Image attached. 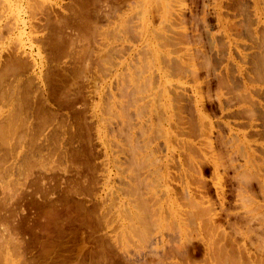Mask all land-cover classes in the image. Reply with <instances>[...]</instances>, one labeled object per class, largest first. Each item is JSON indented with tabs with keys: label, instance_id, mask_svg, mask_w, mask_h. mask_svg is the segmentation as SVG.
<instances>
[{
	"label": "rangeland",
	"instance_id": "obj_1",
	"mask_svg": "<svg viewBox=\"0 0 264 264\" xmlns=\"http://www.w3.org/2000/svg\"><path fill=\"white\" fill-rule=\"evenodd\" d=\"M0 1H1L0 2L1 3L0 4V12H1L0 15L2 14L1 17L3 18L0 21V25H1L3 23L6 24V22L10 19V17L15 18V16L14 15L10 16V14L7 11V7H6L7 5H5V2L10 1V0H6V1L0 0ZM2 1H4V2L2 3ZM24 1L26 4H30V2H31L32 5H34L33 0H24ZM67 1L66 0H64V1L63 0H58V1L57 0H41L40 1L42 4L45 3L43 5L46 6V8L48 6L49 10L52 9L54 11L55 14H52L53 16L50 15V17H51L50 21H52V25L54 22L53 19H55L54 15L57 14V16L59 17L61 14H64V16L68 15L67 16L68 17L67 22L70 21V25L72 24L74 26L73 31H72V28H68L66 31H64L65 33L63 35H61L62 40L64 42V44H63L64 48H62L63 49L62 54H55V55L52 54L51 55V50L49 49V47L45 46L42 48L43 54L45 53L47 55V56L45 54L43 55V57L45 56V60L47 62L54 60L52 65L56 66L55 68H57V70L55 71L57 76H54V80L51 81L49 79V82L46 83V87L48 88V91L52 93L54 90V87H55L56 89L53 92V94L55 93L54 95L57 98H60L62 100L67 99L66 101L71 102L70 106L72 105L71 107L68 106V107H64L61 109H56V106H53V104H52V106H47L48 110L50 108L51 114H57V117H58L57 121L58 122H56V123L52 122L54 127L50 126L54 129L57 128V132L55 134H53L54 129H51L47 125L48 129L45 133H48V131H49L50 142H48L49 147H47V150L44 149L42 152L47 151L49 153H47V152L45 154L42 153L41 155L44 156V158H42V156H41V160L43 161V159L44 160L46 159L45 161H47V158H50V160H51L53 157V159L55 161L52 164L51 163L53 161V159H52L51 161H49V163H51L52 165H48V163L45 161L41 162L40 158H38V157H40V155H38V156L36 155L35 160L30 159L29 162L25 163L27 165H24L23 161L16 162L15 164L18 167L16 166L12 171H9L8 173H10V174H7L5 170H2V167H4V164L2 166L0 164V167H1L0 172L5 171L4 173L7 174V176H5L6 174L4 175V173H0L1 178L3 177L5 179L4 180L2 178L3 179L2 180L0 178V189L2 190V188L4 189L6 186L8 187V188L6 187L3 191L0 190V195H1V193H3V195L7 194L6 196L4 195L3 197H2V195L0 196L1 197L0 199H2V201L0 200V204L2 203L0 205V207L5 206V205L6 206L8 205L7 207H9L11 205L12 201H9L11 199V195L13 194V192H15L19 188L18 185H15L14 187H13V185L15 184L16 181H17L16 183H18V181L22 182L24 179V178L22 179V177L24 175H27V176L29 174L31 175L32 172L34 175H35V173L45 172L44 174L47 177L46 178L47 187L49 186V189L51 191L50 196L52 195V197H53V198L50 197V199L52 200V203H48L43 198H40L37 200L38 197L35 196V197H29V199L28 198L25 199L23 201V203L21 204L24 211L23 212L20 211V213L22 215L20 214L19 219H17V221L19 223L18 222L16 223L17 227H19V229L17 228L18 229L17 232L19 233L20 239L21 240L24 239V241L22 242V245L24 244L23 245V251L25 253V255H24L25 257H23L21 259V264H64V263H66V264H77V263L78 264H89V263L90 264H131V262H134V264H150L151 263L150 260L152 261V258L155 261H152L151 264H153V262H154V264L156 262H157V264L158 263L163 264L164 261H167V259L168 260L170 259L169 263L167 261L164 264H177V263L178 264H183V263L186 264L187 261L182 257H178V256H174V255L173 256L172 255H167V256L165 255L164 256V255L160 254L162 252V249L159 248L160 251L158 249H156V250H158V251H156L155 245H153L154 249H152V251L151 250L149 251V249H147V248L151 245L150 243H154L155 241H153V242L148 241V243H147L146 241H144L141 238V236H139L140 238L137 237L139 235L138 232L136 233V235H137L136 236L135 234L132 233L133 231H131L130 229L127 228L128 224H129V220L127 219V216H125V214H126V212H125L126 208L124 207L125 206L124 205L125 204V196H122L125 194L124 191L126 189V182L128 181V179H127L128 177H127V172H126V159H125V153H124V147H125L126 139L124 136L125 132L122 131V129H123L122 120L125 119V116H124V114L121 113V108H120L121 103L124 101V96L122 94L123 92L120 91L119 85H117V84H119L118 82L120 81V77H121L119 75L120 74L122 75L124 72L128 74L127 69L131 68L132 63H134V60L137 59L138 57L142 61L143 64L142 63L141 64L143 65V67L145 68L147 66L145 68V74H144L145 77H150L152 74L158 75L159 64L163 60V51H164L163 48L164 47H162V45L160 46L161 41L159 39H156V38H157V34L160 33V31L161 32L163 31L164 33L166 32L168 34V32H167L168 30L167 31L163 30L165 28V26L167 25V22H168L167 20H165V17H164L166 15V10H167L166 7H164V6L166 5V2L168 4V3H170V1H168V0H92V2H91V0H67ZM125 1H127V2H125ZM175 1L176 0H173V2H171V3H173L175 5L176 4L177 5L179 4V5L178 6L176 5L177 7H173V11L176 12L177 15H180L181 12L184 13V14L183 13L182 14L185 16V19L187 20V24H185V27H187L189 34L191 33L192 35L193 34L194 35L192 37V35L190 34V36H191V37H189L190 40L188 39L184 43L179 44L180 47L177 45L173 46L171 48L172 49L171 54L172 53L173 54H172V56L170 54V56L173 58H182L185 61H188L187 58H190L192 56L191 52L193 53V55L194 54L196 55L197 52L199 51V49H201L205 53H207V55L210 59L209 61L211 62L210 63V65H211L210 66V68H211L210 69L211 70L210 75L212 73V75H211L212 77L210 76V79H212V81L210 80V82H211L210 84H211L212 92H209L210 96L208 98H207L208 94L207 95L205 94V97L207 99H209L210 97L211 98L213 97V98L211 99V102H209L210 101V99H209V101H208L209 103L204 101L205 104L203 106L204 107L206 106V108H204L202 106V109L203 108L207 109L205 111L203 109V113L207 116V120H206L207 123H205V124H208V123L211 124L210 122H212V124H214V127H213L214 135H217L220 132V130L223 132V135H228L230 137L232 135H234V137H236L237 134H241V133L242 134L247 133V136H248L249 135L248 132H249L251 136L250 135L248 136V139H246L248 142L247 141L246 142H247V145L251 146V148L249 146L248 147L249 149L247 148L246 151L250 150L249 151L250 154L253 155L254 159H256L255 160L256 163H254L255 165L256 164L257 165L259 164V166L262 165V161L264 164V77H263L264 74L262 76H260L261 73L258 74V72L264 73V0H183L185 2L180 1L182 4H180V2L175 3ZM104 2H106V3H104ZM3 4L5 5V8L3 7L4 6ZM57 4H60L61 7L62 6L63 7L61 9H59L60 7H58L59 5L57 6ZM82 4L86 5V7L83 8ZM106 4H107V8L105 7ZM49 5H51L53 8L52 7L50 8ZM110 5L111 6L113 5V7L115 6V8L113 9ZM79 6H81V8ZM74 7H75V9H74ZM117 7H119V8H117ZM110 8H111V10H110ZM178 8H180L181 10L180 9L178 10ZM98 9H100V11ZM105 9H107V10H105ZM112 10H114V11H112ZM63 11H65V12L63 13ZM81 11H82V13H81ZM97 11L100 13H98ZM65 13H68V14H65ZM105 13L106 14L110 13V14L108 16V14L106 15ZM112 13H114V14L112 15ZM137 13L140 14V15L138 14V16H139L138 18L140 20L136 17ZM3 14H5V15H3ZM23 14L24 13H22V15ZM28 15L29 14H27V15L24 14L23 16H28ZM78 15H80L81 18ZM88 15H90V17H88ZM115 15H117V16L115 17ZM119 15H120V17H119ZM73 16H75V17H73ZM106 16L108 19L106 18ZM38 17L40 19L45 18V17H41V15ZM96 17H98V18H96ZM117 17H119V18H117ZM109 18H110V20L113 19L114 21L113 22L110 21ZM116 18L121 20V22L119 20L116 21L117 20ZM181 18H182V16H181ZM163 20L167 21V22H164L165 23L164 24V23H162ZM45 22L46 21L43 19V23H45ZM95 22L97 23V25L95 24ZM104 22H107L109 25L107 23H104ZM195 22H196L198 31H200V33H197L198 31L196 29ZM113 23L115 24V26H113L114 25ZM50 24H51V22H50ZM92 24H93V26H92ZM101 24H102V26H104L103 29L101 28L102 27ZM119 24H120V26H119ZM137 24H139V25H137ZM98 25H100V26H98ZM107 25H108V27H106ZM116 25H117V27H116ZM93 28H95V29H93ZM116 28H117V30H116ZM132 28H134V30ZM136 28L139 31L136 30ZM101 29H102V31H104V32H102V34H97L95 32L96 30H100V32H101ZM79 30H81V31H79ZM84 30H86V31L84 32ZM75 31H77L76 33H78V34H75ZM119 31L120 32L122 31L121 36L118 33ZM140 31L143 33L139 34ZM191 31H193V32H191ZM225 31H226V33H225ZM45 32H46V34H49L48 30ZM86 32H87V36H86ZM90 32H92L93 34L95 33L94 34L95 36H93V34ZM97 32L99 33V31H97ZM152 32H154L156 35L153 36L154 33H152ZM134 33H135V35H134ZM136 33H137V35L139 34L140 38L141 37L142 38L139 39V37L136 36ZM80 34L81 35L85 34V36H81V39L82 38L84 39V40L82 39V41L80 40V36H79ZM115 34H116V36H117V34L119 36L116 37ZM75 35H78L79 37L77 36V38H76ZM90 35H91V37H90ZM100 35H102L103 37ZM73 36H75L76 39ZM112 36H114V38H112ZM88 37H90V38H88ZM78 38H79V40H77ZM107 38H109V39L107 40ZM117 38L119 39L120 43H119V41H116ZM86 39L87 40L90 39L89 42ZM70 40H73L72 42L75 41L74 43H72L73 46H75V47H72ZM85 40L88 42V45L90 43L89 46L87 45V42ZM113 40L115 43L114 42L111 43V41H113ZM144 40H145V43H144ZM84 41H85V43H84ZM137 41H140V42L137 43ZM197 41L199 42V44ZM103 42H104V44H102ZM105 42H107L108 44L110 43L109 46H107L108 44ZM187 42H188V44H187ZM200 42H201V44H200ZM81 43H84L83 44L84 48H82L83 50L81 49V47H83V45ZM113 43L117 46L116 47L113 46L114 45ZM152 43H154V44H152ZM66 45H68V47L70 45L71 48L70 47H69L70 49L68 47L66 48L65 47ZM85 45H86V48H85ZM95 45H96V47H95ZM97 46H98V49H97ZM106 46H107V48H106ZM118 46H119V49H118ZM123 46H124V48H122ZM132 47H134V48H132ZM151 48H155L156 50L158 48V50H159V52L157 53L159 56L157 61L152 60V57L150 56L151 53L153 52V49H151ZM91 49H93V50H91ZM102 49L107 51L111 56H108L109 54L105 51L103 52ZM111 49L114 51H112ZM85 50H86V52H85ZM95 50H98V51H95ZM47 51H48V53H47ZM71 51H73L74 54H73V52L71 53ZM115 51H116V53H114ZM102 52L104 53V55ZM137 52H139V53H137ZM76 53H79L80 55L76 54ZM100 54H102V56ZM106 54H107V56H106ZM119 54L122 58L119 56ZM126 54H128V55H126ZM71 55H73L74 58L71 57ZM78 55H79V57H77ZM124 55H126V56H124ZM183 56L186 57V59ZM65 57H66V59H65ZM101 57H102V59L107 57V59L105 58L106 60L105 59L102 60ZM111 57H113V58H111ZM5 58H6V56H5ZM87 58L89 59L90 63H88L89 61L87 60ZM84 59L86 61H84ZM108 59H110V61ZM55 60H57L59 62H56ZM61 60H65V61H61ZM149 60H150L151 64L148 67L147 62H149ZM99 61H100V64H99ZM104 61H105V63H104ZM62 63H63V66H62ZM83 63H85L87 65L85 66V64H83ZM48 64H50V63H48ZM56 64H58V66ZM92 65L94 67H92ZM79 66H80V68H79ZM81 66H82V70H81ZM103 69L105 71H103ZM59 70H61V71H59ZM81 72L82 73L84 72L85 76H87L88 78L87 77L85 78V76H83L84 73L82 74ZM103 72H106V73H103ZM121 72H123V73H121ZM200 72H201V74L204 73L203 70H201ZM202 75H204V74H202ZM81 76L84 77L85 79H83ZM117 76L119 77V79ZM248 76L252 77V78L250 79V78H248ZM104 77H106V79ZM12 79H14V78H12ZM75 80H77V81H75ZM171 81L172 82L174 81L176 83L177 78L174 77L171 79ZM212 82H213V85H212ZM221 82L226 83V86L224 88H222L223 86L218 87L219 83H221ZM74 83L76 86L74 85ZM217 83H218V85H217ZM251 83H253V85ZM14 84H15V82H14ZM15 85H18V83L16 82ZM70 85H72V86H70ZM245 85H246V88H245ZM116 88H118V89H116ZM37 91H38V93H36V95H38L40 93L38 88H37ZM71 91H74V92H71ZM147 92L144 90L143 92H141L142 94H140L139 96L147 97L148 95L151 94V92H149V91H147ZM60 93L64 96H61ZM114 93H116L115 98L113 95ZM144 93H146V95ZM47 94H48V92H47ZM71 95H72V97H71ZM214 95H216V97ZM32 97L33 96H31V98ZM111 97H112V99H111ZM14 99H15V96H14ZM68 99H70V100H68ZM241 100H243V102H241ZM31 103L33 104V101ZM244 103H245V105H243ZM15 104L17 105L16 100L14 102V105ZM220 104H222V106L225 108L224 112H222V109L220 108ZM16 105L14 106V109H16ZM107 105L108 106L110 105L112 108H110V106H109V109H107V107H108ZM155 105L153 106L155 110H153L152 114L147 113V112H149V109H148V111H145V116L142 117L143 122H146L145 123V126H146L145 129L147 130L148 127H150L151 122H148V120H149L150 116H152L154 118L153 119V129L155 130V132H156V129H158V130L160 129V130L165 131L166 126H164V127L162 126L163 121L161 123V121L156 119L155 115L157 113L154 112L159 108V106H161L160 102H159V106L156 103H155ZM76 106H79V108ZM88 106H91V107H88ZM1 107H3V105H1ZM1 107H0V110L2 109V111L3 110L6 111V108H4L5 106L3 108H1ZM229 107H230V109L228 110L227 108H229ZM240 107H243L244 110H246V107H247V109H251V111L253 109L255 110V111L253 110L255 113L254 118L256 119V121L253 123L254 125H256V126H253L254 129L252 127L250 128V126L248 124H246L248 126L243 127L244 123H246V120H248V118H245V115L247 113L244 115L242 114L244 116L243 118H242V115L239 116L238 113H234V112L241 113L240 109L243 112V108H240ZM90 108H92V109H90ZM89 109H90V111H89ZM160 109H162V108H160ZM229 111H230L231 115L229 114ZM65 112H67V114H65ZM77 112H79V113H77ZM247 112L249 113V110ZM111 113H112V115H111ZM252 113L253 112H251V114ZM69 114H70V116H69ZM113 114L115 117L113 116ZM232 114H233V117H231ZM251 114H248V115H251ZM71 115H73L74 118L77 117V119L73 120L74 118ZM234 115H235V117H234ZM248 115H247V117H248ZM121 116H124V117H121ZM17 120H19V119H16V122H17ZM20 122H21V120L19 121V123ZM52 123H50L49 125H52ZM134 123H136V122H134ZM155 123L158 125H156ZM160 123H161V125H159ZM226 123H229V125L231 124V126H229L228 124L225 126ZM55 124H56V126H55ZM241 125H242V127H241ZM228 126L230 128H233V131H232L233 134L228 129ZM232 126H234V127H232ZM72 127H74V128L71 130ZM61 128H64V129H61ZM237 128H239V129L237 130ZM172 129L173 128H171L170 131H172L171 134L174 135L173 134L174 129L173 130ZM242 129L244 132L242 131ZM228 130H229V132H228ZM238 131H241V132L238 133ZM82 132L84 133V135ZM113 132H115V133H113ZM159 134L157 135V141H156V142H158V145L160 146V150L156 154V157H158L159 159L157 161H155V159L154 160L152 159V162H155V163L157 162V164H156L157 167L155 168L154 166H152L151 170H152V172L153 171L154 172L151 175V177L148 179V181H152V182L155 181L153 183L154 187H152V193L154 195L156 194L154 196V200H156L157 198H158V200H159V198L161 200V198H162V200L160 201V204H158V201L157 202L154 201L155 203H157L156 206L157 207L164 206L165 209L167 208L165 210V220L164 221H166V222H164L165 227H163V230L167 234V235L165 234L166 237L169 239V237H170L169 235H171L173 237L174 234H176V227H173V226L176 225L177 218L180 216V212L178 209L182 210L183 207L186 206V204L184 203L185 201L183 202L182 200H181L182 202H180V200H179V205H178V202H175L174 200L170 201V198L168 199V196H167L166 191H165L166 190L165 183L172 188L178 187L179 183H180L179 182L180 178L181 179L183 178L181 176V174H183L182 168L184 167V164L182 165L183 167H181L179 165V158H178L179 156L178 155L182 152V150L180 147H178L177 141L174 142L175 141L174 136H172V135H170L171 137L169 136L170 144L172 146L170 149L171 152L168 153V148H167L166 144H164V143H166L167 138L165 137L164 133H159ZM55 135L58 136L57 137L58 141H57V138L52 139V138H55ZM59 136L60 137L62 136V140L59 139L60 138ZM65 136H67L66 139L64 138ZM238 136L236 139L233 137V139L237 140ZM213 137H216V136H213ZM230 137H228V138H230ZM233 139H231V140H233ZM51 140H52V142H51ZM69 140H71V141H69ZM189 141H192V140L189 139ZM197 141L198 140H196V142ZM89 142H90V144H89ZM232 142L235 145L234 140ZM216 143L217 144H215V148L217 146V149H218V146H219L218 142H216ZM237 143L238 142H236V145L234 146V148H238L239 145H241L240 141L238 144ZM55 144H57V145H55ZM180 145L181 144H179V146ZM55 146H57V148ZM58 146H60V148ZM198 147H201V145H199ZM202 148L203 149L208 148V146L207 147L204 146ZM56 149L57 150L59 149V150L57 151ZM220 149H222V148L220 147ZM239 149H242V151L244 152L243 148L239 147ZM55 150H56L58 155L56 154V152H54ZM208 150L210 151L211 148H208L207 150H203L204 152L202 151V154H204V156L205 157L207 156V157L205 158V161L203 160V158L200 159L201 162L204 164L203 165L204 167L202 168V165H200V168H201V174L200 175L201 176H199V174H198L197 179L200 177L201 178V179L199 178L200 180H202V181L204 180L206 182V184H208V188L210 189V191L212 190L214 193L215 191H214L212 185L214 183H217L219 178L216 179V177L213 173L214 168H213L212 163L206 161V159L208 157H211V154L208 153L209 152ZM254 150L256 151V153ZM50 151H52V152H50ZM173 151H175V152H173ZM166 152H167V154H166ZM236 152H239V150L237 149ZM50 153L52 156L50 155ZM59 153H61V154H59ZM89 153H91V154H89ZM205 153H207V154H205ZM46 154H47V157H45ZM254 154H256V155H254ZM61 155L63 157L66 156L67 158H64L62 160L63 157ZM222 155L224 156V154H222ZM171 156L172 157L175 156V157L172 158ZM232 156L235 159L238 158L237 159L238 163L235 160V164L240 165V164H244V163H246V161H248V159H246L247 153H245V155H244L245 158L243 157V154L241 156V153L240 154L236 153V155H232ZM55 157H57L58 160ZM37 158L40 160L41 163H39ZM36 159L38 161L37 164H36ZM65 159L67 160V163H66ZM32 161H35V163ZM56 161H57V163H55ZM68 161H70V162H68ZM31 162H32V164H29ZM44 162H45L46 166L48 165L47 166L48 170L51 169L52 171L51 170L45 171V169H47V168L44 167L45 166ZM58 162L60 164L59 166H58ZM11 163H12V161L8 162L6 166H10ZM22 163H23V166L21 165ZM248 163L249 162H247V164ZM39 164H40V166L42 165L45 168V169L43 168L44 171L42 170V167L38 166ZM175 164L177 166L179 165L180 168L179 167L177 168V166H175ZM19 165L24 167V168L20 169ZM66 165H68V167H66ZM248 165L249 166L252 165L251 162ZM253 165L250 166V170L252 167L253 168L252 171L255 172L258 169H256L257 167H255V165L254 166ZM31 166H33L32 168H34V166H35V168L30 171ZM49 166H51V167L49 168ZM57 166H58V169H57ZM65 167L68 170H66ZM185 168H186V166L184 167V169ZM222 169H220V173H219V175L222 177L221 178L222 181L226 182V183L230 181L229 183H227L225 185L229 184L231 186V178L233 177L232 171L228 170L229 172L226 173L225 170L224 169L222 170ZM47 171H48V173H46ZM64 171H66V172H64ZM262 172H264V166H262ZM2 174H3V176H2ZM47 174H50V175H47ZM87 174H88V177H86ZM8 175H11L13 179L11 178V176H9L11 179L10 180L8 178ZM53 175H54V177H53ZM90 175H92V176H90ZM257 175L255 176V178L257 177L259 179L260 176H259L258 172H257ZM50 176H52V177H50ZM78 176H80V177H78ZM24 177H26V176H24ZM61 177L64 178L63 180L65 182H63V180H61ZM66 177H67V180H66ZM71 177H73V178H71ZM257 178L255 179L256 181H258ZM82 179H83V181H82ZM252 179H254V177ZM260 179H259V181H260ZM224 180H226V181H224ZM10 181H12V182H10ZM168 182H170V183H168ZM12 183H13V185H12ZM60 183H61V186H60ZM4 184H6V186ZM70 184H71V186H70ZM122 185L123 186L125 185V186L123 187ZM77 186H79L80 189H78L79 187H77ZM230 186H227L225 189H229ZM10 187L11 188L13 187V189H12L13 192H11L12 194L10 193V191H11ZM15 187L17 189H14ZM115 191H116V193H115ZM65 192H68V193H65ZM8 193H10L11 195H9ZM75 194L78 197H76ZM96 194H99V195L96 196ZM213 195H215V194H213ZM156 196H157V198H156ZM95 197H97L96 198L97 200L95 199ZM4 198L6 201L5 200L3 201ZM8 198H10V199H8ZM88 198H90V199H88ZM101 198H103L102 205L100 202ZM60 199L62 200L61 202H60ZM107 199L109 202L107 201ZM111 199H113L114 201ZM94 200H96V201H94ZM232 200H234V198H232ZM254 200H256V203ZM7 201H9V202H7ZM64 201L65 202L67 201V202L63 203ZM259 201L263 205L264 197H262V195L261 196L259 195L257 197V199L256 198L253 199V202H254L253 207L254 208L256 207V204L259 203ZM53 202H56V203H53ZM8 203H10V204H8ZM109 203L112 205L114 204V206H113L114 208L112 206L109 207L110 206ZM180 203L183 204L182 208H180V206L182 205ZM248 205L251 208L252 207V201L248 202L247 206ZM257 205L260 206V204H257ZM62 206L64 209H66L65 212H64ZM104 208H106V209H104ZM110 208H112V210H110ZM173 208L175 211H173ZM67 209H68V211H67ZM187 209H188V207L186 208V210ZM31 210H33V211H31ZM99 210H100V212H99ZM102 210H103V212H101ZM119 210H120V212H119ZM68 212H70V213H68ZM84 212H86V213H84ZM71 213H73V214H71ZM81 213H84V214H81ZM107 213L109 214V216L107 215ZM113 214H115V215L113 216ZM85 215L87 218L85 217ZM41 217H43L42 220H41ZM98 217H99V219H98ZM108 217H110V219ZM173 219H174V221H173ZM92 220H94V221H92ZM78 223L82 224L83 226H81ZM105 223H107V224H105ZM85 224H88V225L85 226ZM18 225H20V226H18ZM107 225H110L109 228L107 227ZM169 225H173L172 226L173 229H168V227H166ZM88 226H89V228H88ZM102 226H104V227H102ZM105 226L107 227L108 230L106 229ZM110 229L113 230V232ZM124 229H126V231L128 233ZM36 230H38V231H36ZM39 230H40V232H39ZM106 230H107V232H106ZM169 230H173V231H171L172 233ZM41 231H43V232H41ZM88 231H90V232H88ZM62 232H63V235H62ZM99 232H103V233H99ZM94 234H96V235H94ZM105 234H107V235L105 236ZM99 237H101V239ZM111 237H112V239H111ZM88 239H90V240H88ZM112 240L116 243L119 241H121V242H119L118 244H115L117 246L116 247ZM111 241L113 244L111 243ZM102 242H105V243H102ZM170 242L171 243H169V246L167 247V251H169V248L171 245L173 246L174 244H177V240H173ZM254 243L256 246L257 242H254ZM106 244H107V247H106ZM64 245H65V247H63ZM118 245L120 246L119 248H118ZM53 246L55 248H52ZM255 246H253L251 248V252L254 250L252 253L255 256V257L252 256V259L254 258V261H256V262L259 261L258 263H260V259H261L260 257L262 254H264L263 253L264 251H260V252L257 251L256 252V250L254 249ZM82 247H84V249ZM103 247L105 249H103ZM248 247H250L249 242H248ZM58 248H59V250H58ZM70 248H72V249L70 250ZM127 248H128V250H127ZM102 249L104 250V252ZM122 249H124V250H122ZM96 250H97V252H96ZM27 251H29V252H27ZM32 251H33V253H31ZM42 251H44V252H42ZM126 251H128V252H126ZM135 251H137L136 252L137 254L139 251H141L139 253L140 255H137L135 253ZM45 253L47 254V256ZM153 253L154 254L156 253V254L153 255ZM107 254H109V256ZM129 255L130 256L132 255V257H130ZM144 255L146 257H144ZM156 255H159V258L160 257H164V258H162V259L160 258L161 259L160 260L158 258V256H156ZM98 256H99V258H98ZM127 256H129V258ZM139 256H140V258H139ZM154 256H156L157 258H155ZM78 259H79V262L77 261ZM157 259H159L160 261H156ZM202 259H204V257L201 256L199 258H196L195 259L196 261L193 260L194 262H192V263L195 264V262H196V264H197L198 262H200L198 264H213L212 262H210L208 260L205 261V259H204V261H203ZM173 260L176 263L173 262ZM180 260H181V262H180ZM75 261L77 263H72ZM104 261H107V262H104ZM162 261H163V263H162Z\"/></svg>",
	"mask_w": 264,
	"mask_h": 264
},
{
	"label": "bare ground",
	"instance_id": "obj_2",
	"mask_svg": "<svg viewBox=\"0 0 264 264\" xmlns=\"http://www.w3.org/2000/svg\"><path fill=\"white\" fill-rule=\"evenodd\" d=\"M40 1L41 0H33L34 5H32L31 2H30V4H26L24 0H10V1L5 2V5H7L6 7H7L8 13L10 14V16L14 15L15 18L10 17V19L6 22V24L3 23L0 25V104L3 105V107L5 106L4 108H6V111L5 110L2 111V109L0 110V164H1V166L4 164V167H5L8 162L12 161L10 166H6L5 168L2 167V170H5L7 174H10L8 172L12 171L17 166L15 164L16 162L23 161L24 165H27L25 163L29 162L30 159L35 160L36 155L37 156L40 155V157H38V158H40V160H41V156H42L41 154L42 153L45 154L47 152V151L42 152L44 149L47 150V147H49L48 142H50L49 131H48V133H45V132L47 131L48 126L54 127L53 123L58 122L57 121V118H58L57 114H51V112H50L51 110H50V108L48 110L47 106H52V104H53V106H56V109H61L64 107H68L71 104V102L66 101L67 99L62 100L60 98H57L54 95L55 93L53 94V92L56 89L55 87H54V90L52 93L48 91V88L46 87V83L49 82V79L52 81V80H54V76H57V74L55 73L57 68H55L56 66L52 65L54 60H52L50 62H47L45 60V56L43 57V55L45 53L43 54L42 48L45 46L49 47V49L51 50V55L52 54H54V55L55 54H62V52H63L62 48H64V46H63L64 42L62 40L61 35H63L65 33L64 31H66L68 28H72V31H73L74 26L72 24H71L72 26L70 25V21L67 22V20H68L67 16L68 15L64 16V14H61L59 17L57 16V14L54 15L55 19H53L54 22L52 25V21H50L51 20L50 15L55 14V13L52 9L49 10L48 6L46 8V6L43 5L45 3L42 4ZM168 1H170V3L167 4V2H166V5L164 6L167 9L166 15L164 17H165V20H167L168 22L164 21V20H163V22L161 21L162 23L167 22V25L165 26V28L163 30H165V31L168 30L167 31L168 34L166 32L164 33L163 31L161 32L159 30L160 33L157 34V38H156V39H159L161 41L160 46L162 45V47H164L163 48L164 49L163 60L159 64L158 75L152 74L150 77H145L144 76L145 68L147 66L144 68L142 65L143 64L142 61L138 57L137 59L134 60V63H132V65L130 64L131 68L127 67L128 68L127 69L128 74L125 72L124 73L121 72L123 74L119 75L121 77H120V81L118 82L119 84H117V85H119L120 91L123 92L122 94L124 96V101L121 103L120 108H121V113L124 114V116H125V119L122 120V127H123L122 131L125 132L124 136L126 139V143H125V147H124V153H125V159H126V172H127L128 181L126 182V189L124 188L125 194L122 196H125V204H124L125 206L124 205L123 206L126 208L125 216H127V219L129 220V224H128V226L127 225L126 226L128 229L133 231L132 232L133 234L136 235V233L138 232L139 235L138 236L136 235V236L138 238H140L139 236H141V238L144 241H146L147 243H148V241L149 242L155 241L154 243H150L151 247L150 246L149 247L151 249L149 247L147 248V249H149V251L150 250L152 251V249H154L153 245H155V250L156 249L159 250V248L162 249V252L160 254H162L164 256L165 255L166 256L167 255H172V256L174 255V256L182 257L187 261L186 264H194L192 262L196 261L195 259L199 258L201 256L204 257L205 261L208 260V261L212 262L213 264H256V263L257 264H260V263L263 264L264 263V254L261 255L260 263H258L259 261L256 262V261H254V258L252 259V256L255 257L254 254L252 253L254 250L251 252V248L253 246H255L254 242H257L256 246L254 247L256 252L257 251L258 252L264 251V244H263L264 243V203H263L264 201L263 202L261 201L263 203V205L259 201V203H257V204H260V206L256 204V207L255 208L253 207L254 206L253 199H255V198L257 199V197L259 195L260 196L262 195V197H264V172H262V166H264L263 161H262V165H260V166H259V164L255 165L254 163H256V161H255L256 159H254L253 155L250 154V152H249L250 150L246 151V149L250 146V145H247L248 141L246 140V139H248V136L250 135L249 132H248V134H249L248 136H247V133L237 134V136L239 135L238 139H237L238 141H237V140H235L237 138V136L234 137V135H232L233 134V132H232L233 128L229 127V126H231V124L230 125H229V123L225 124V126L227 124L229 125L228 129L230 130V132H232L231 137L228 135H223V132L221 130L217 135H214V133H213L214 124H212V122H210L211 124H209V123L205 124V123H207L206 122L207 116L203 113V109L206 108V106L205 107L203 106L205 104L204 101L208 102L210 99L209 102H211V99L213 98V97L212 98L210 97L209 99H207L210 96L209 92H212L211 84H210L211 83L210 80L212 81V79H210V76L212 75V73L210 75V71H211L210 70L211 69L210 63L211 62L209 61L210 59H209L207 53H205L201 49H199V51L197 52L196 55L195 54L193 55V53L191 52L192 56L191 57L189 56L190 58H187L188 61H185L182 58L171 57L173 54V53L171 54V50H172L171 48L173 46H176V45L179 46V44L187 41L189 39V37H191L190 36L191 33L189 34L187 27H185V24H187V20L185 19V16L183 15L184 13L181 12L180 15H177L176 12L173 11V7H177L179 4L178 5L176 4L177 5L176 6L175 4L171 3V2H173V0H168ZM180 1H183V0H176L175 3H179ZM3 2L4 1H2V3ZM91 2H92V0H91ZM125 2H127V1H125ZM183 2H185V1H183ZM104 3H106V2H104ZM180 4H182V3L180 2ZM5 5L3 6L4 8H5ZM49 6H50V8L52 7L51 5H49ZM57 6L60 7L59 9H61L63 7V6L61 7L60 4H57ZM79 7L81 8V6H79ZM82 7L84 8V7H86V5L82 4ZM105 7L107 8V4ZM111 7L113 9L115 8V6L113 7V5ZM117 8H119V7H117ZM74 9H75V7H74ZM179 9L180 8H178V10ZM98 10L100 11V9H98ZM105 10H107V9H105ZM110 10H111V8H110ZM112 11H114V10H112ZM64 12L65 11H63V13ZM22 13H24L26 15L29 14V15L23 16L24 14L22 15ZM81 13H82V11H81ZM98 13H100V12H98ZM65 14H68V13H65ZM109 14H108V16H109ZM113 14L114 13H112V15ZM138 14L139 13H137V16H136L137 18L139 17ZM3 15H5V14H3ZM40 15H41V17H45V18L40 19L38 17ZM1 16H2V14L0 15V21H1V19H3ZM78 16L80 17V15H78ZM116 16L117 15H115V17ZM181 16H182V18H181ZM73 17H75V16H73ZM88 17H90V15H88ZM119 17H120V15H119ZM119 17H117V18H119ZM96 18H98V17H96ZM106 18H107V16H106ZM43 19L46 21L45 23H43ZM109 20H110V18H109ZM118 20L119 19H117L116 21H118ZM110 21L113 22L114 20L112 19ZM119 21L121 22V20H119ZM50 22H51V24H50ZM104 23H107V22H104ZM95 24L97 25L96 22H95ZM102 24H101V26H102ZM108 25L106 27H108ZM137 25H139V24H137ZM195 25H196V22H195ZM92 26H93V24H92ZM98 26H100V25H98ZM113 26H115V24ZM119 26H120V24H119ZM103 27L104 26H102L101 28L103 29ZM116 27H117V25H116ZM93 29H95V28H93ZM102 29H101V32H100V30H96V31L94 30V31L97 34H102V32H104V31H102ZM132 29L134 30V28H132ZM196 29L198 31L197 25H196ZM47 30H48L49 34H46L45 31H47ZM116 30H117V28H116ZM136 30H138V29L136 28ZM79 31H81V30H79ZM85 31L86 30H84V32ZM97 31H99V33ZM76 32L77 31H75V34H78ZM191 32H193V31H191ZM90 33H92V32H90ZM118 33L121 36L122 31L121 32L119 31ZM137 33H136V36H138L139 39H141L142 37L140 38L139 34H142L143 32L140 31V33L138 35H137ZM152 33H154V32H152ZM197 33H200V31H198ZM225 33H226V31H225ZM94 34H93V36H95ZM119 35L117 34V36H119ZM134 35H135V33H134ZM154 35H156V34L154 33L153 36ZM193 35H192V37H193ZM75 36L77 38L78 35H75ZM75 36H73V37L75 38ZM79 36H80V40L82 41L83 38L81 39V36H85V34L84 35L80 34ZM86 36H87V32H86ZM100 36H102V35H100ZM115 36H116V34H115ZM90 37H91V35H90ZM90 37H88V38H90ZM112 38H114V36H112ZM108 39L109 38H107V40ZM117 39H116V41H119V39L118 40ZM73 40H70L71 44L75 42V41L72 42ZM77 40H79V38ZM89 40H87V41L89 42ZM114 40L111 41V43L114 42ZM145 40H144V43H145ZM85 41H84V43H85ZM88 42H87V45H88ZM138 42H140V41H137V43ZM84 43H81V44L83 45ZM105 43H107V42H105ZM119 43H120V41H119ZM102 44H104V42ZM109 44L107 46H109ZM152 44H154V43H152ZM187 44H188V42H187ZM198 44H199V42H198ZM200 44H201V42H200ZM70 45H69V47H70ZM89 45H90V43H89ZM96 45H95V47H96ZM107 46H106V48H107ZM113 46L116 47L117 45L114 44ZM124 46L122 48H124ZM65 47L67 48L68 45H66ZM72 47H75V46H73V44H72ZM82 48H84V45H83V47H81V49ZM85 48H86V45H85ZM132 48H134V47H132ZM97 49H98V46H97ZM118 49H119V46H118ZM151 49H153V52L151 53L150 56L152 57V60L157 61V59L159 58V56L157 54L159 52V50H158V48H157V50L155 48H151ZM86 50H85V52H86ZM91 50H93V49H91ZM95 51H98V50H95ZM104 51L105 50H103V52ZM112 51H114V50H112ZM72 52L73 51H71V53ZM105 52H107V51H105ZM47 53H48V51H47ZM79 53H76V54H79ZM114 53H116V51ZM137 53H139V52H137ZM73 54H74V52H73ZM170 54H171V56H170ZM79 55L77 57H79ZM100 55L102 56V54H100ZM103 55H104V53H103ZM126 55H128V54H126ZM126 55H124V56H126ZM5 56H6V58H5ZM106 56H107V54H106ZM108 56H111V55L109 54ZM119 56H120V54H119ZM66 57H65V59H66ZM71 57H73V55H71ZM88 58H87V60L89 61ZM105 58L107 59V57H105ZM105 58H103V59H105ZM111 58H113V57H111ZM184 58L186 59V57H184ZM101 59H102V57H101ZM110 59H108V60L110 61ZM55 61L59 62L57 60H55ZM61 61H65V60H61ZM84 61H86V60L84 59ZM48 63H50V64H48ZM63 63H62V66H63ZM88 63H90V61ZM104 63H105V61H104ZM83 64H85V63H83ZM99 64H100V61H99ZM150 64H151V62L149 60V62H147L148 67ZM56 65L58 66V64H56ZM86 65L87 64H85V66ZM92 67H94V66L92 65ZM79 68H80V66H79ZM81 70H82V66H81ZM201 70L204 71V73H202L204 75L201 74V72H200ZM59 71H61V70H59ZM103 71H105V70L103 69ZM106 72H103V73H106ZM258 74H260V76H262L264 73L258 72ZM83 76H85V73ZM86 77L87 76H85V78ZM174 77L177 78L176 83L173 81L175 84L171 81V79ZM263 77H264V75H263ZM12 78H14V79H12ZM82 78L85 79L84 77H82ZM104 78L106 79V77H104ZM248 78L251 79L252 77L248 76ZM118 79H119V77H118ZM75 81H77V80H75ZM14 82H15V84L17 82L18 85H15ZM253 83H251V84L253 85ZM74 85H75V83H74ZM212 85H213V82H212ZM217 85H218V83H217ZM246 85H245V88H246ZM70 86H72V85H70ZM225 86H226V83L221 82V83H219L218 87L224 88ZM37 88L40 91V93L38 95H36V93H38ZM118 88H116V89H118ZM144 90L146 92L147 91L151 92V94L148 95L147 97L139 96L140 94H142L141 92H143ZM47 92H48V94H47ZM71 92H74V91H71ZM115 94L116 93L113 94L114 98H115ZM144 94L146 95V93H144ZM205 94L206 95L208 94L207 98L205 97ZM14 96H15V99H14ZM31 96H33V97L31 98ZM61 96H64V95L61 94ZM214 96L216 97V95H214ZM71 97H72V95H71ZM111 99H112V97H111ZM15 100L17 101V105L15 104L16 109H14ZM68 100H70V99H68ZM32 101H33V104L31 103ZM159 102H160V105L162 107L159 106ZM241 102H243V100H241ZM155 103L159 106V108H158L159 110L157 109L156 111H154L157 113L155 115L156 119L161 121V123L163 121L162 126L163 127L166 126L165 131L160 130V129L159 130L156 129V132H155V130L153 129V119L154 118L152 116H150V118L148 117L149 118L148 122H151V125L149 124L150 127H148L147 130L145 129L146 128V126H145L146 122H143L142 117L145 116V111H148V109H149V112H147V113L152 114L153 110H155L153 107L155 105ZM1 105H0V107H1ZM243 105H245V103ZM91 106H88V107H91ZM109 106L107 107V109H109ZM202 106L204 107L203 109H202ZM3 107H1V108H3ZM76 107L79 108V106H76ZM110 108H112V107L110 106ZM160 108H162V109H160ZM220 108L222 109V112L225 111V108L222 106V104H220ZM240 108H243V107H240ZM90 109H92V108H90ZM90 109H89V111H90ZM227 109L229 110L230 107ZM205 110H207V109H204V111ZM248 110H249V113L247 112ZM253 110L251 111V109H247V107H246V110H244V108H243V112L240 109L241 113L234 112V113H238L239 116L247 113L245 115V118H248V120H246L244 118L246 120V123H244V125L242 124L243 127L249 125L250 128L252 127L254 129L253 126H256L253 124L256 121V119L254 118V116H255L254 111L255 110L254 111ZM251 112H253V113L251 114ZM77 113H79V112H77ZM65 114H67V112H65ZM229 114L231 115L230 111H229ZM248 114H251V115H248ZM111 115H112V113H111ZM243 115H242V118L244 117ZM247 115H248V117H247ZM69 116H70V114H69ZM71 116L73 117V115H71ZM113 116H114V114H113ZM124 116H121V117H124ZM231 117H233V114ZM234 117H235V115H234ZM16 119H19V120H17L18 123L16 122ZM75 119H77V117H75L73 120H75ZM20 120L22 123L21 122L19 123ZM134 122H136V123H134ZM50 123H52V125H49ZM161 123L159 125H161ZM246 124H248V125H246ZM156 125H158V124H156ZM242 125H241V127H242ZM55 126H56V124H55ZM52 127H50V128L54 129ZM232 127H234V126H232ZM64 128H61V129H64ZM73 128L74 127H72L71 130ZM171 128L174 129V132H173L174 135L171 134V132H172V131H170ZM238 129L239 128H237V130ZM229 130H228V132H229ZM242 131H243V129H242ZM53 132H54L53 134H55L57 132V128H55ZM239 132H241V131H238V133ZM113 133H115V132H113ZM159 133H164L165 137L167 138L166 143H164V144H166V146L168 148V153L171 152L170 149L172 146L170 144L169 136L170 135L174 136L175 141L174 140L173 141L174 142L177 141L178 147H180L182 150V152L180 154L178 153L179 154L178 155L179 156L178 157L179 158V165L181 167H183L182 166L183 164H184V167L186 166L185 169H184V167L182 168L183 174H181V176L183 178L182 179L180 178V180H179L180 183H179L178 187L172 188L165 183V188H166L165 191H166V194L168 196V199L170 198V201L174 200L175 202H178V205H179V200H180V202L185 201L184 203L188 207V209L186 210L187 207L186 206H185L186 208L183 207V204L180 203V204H182L180 206V208L183 207V209L182 210L178 209L180 212V216L177 218V223H176L177 226L176 225L175 226H173V225L166 226V227H168V229H173V227H176V234L173 233L174 234L173 237L171 235H169L171 237V238L169 237V239L166 237L167 234L163 230V227H165L164 222H166V221H164L165 220V210L167 208L165 209L164 206H160V207L156 206L157 203H155V202L158 201V204H160V201L162 200V198H161V200H160V198L158 200V198L156 196L157 199L154 200V196L156 194L154 195L152 193V187H154L153 183L155 181H153V182L148 181V179L151 177V175L154 172V171L152 172V170H151L152 166H154L155 168L157 167L156 166L157 162L156 163L152 162V159L153 160L155 159V161H157L159 159L158 157H156V154L160 150V146L158 145V142H156L157 141V135ZM83 135H84V133H83ZM212 135L216 136V137H213ZM57 137L58 136L55 135V138H52V139H56ZM66 137L67 136H65L64 138L66 139ZM228 137H230V138H228ZM233 137L235 139H233ZM59 139L62 140V136ZM189 139L192 141H189ZM231 139L234 140L235 145H236V142L239 143V141H240L241 145H239V147L243 148L244 152L242 151V149H239V147L234 148L235 145L232 142L233 140H231ZM196 140H198V141L196 142ZM57 141H58V138H57ZM69 141H71V140H69ZM215 141L218 142V145L222 149H220L219 146H218V149H217V146L215 148V144H217ZM51 142H52V140H51ZM89 144H90V142H89ZM179 144H181V145L179 146ZM55 145H57V144H55ZM199 145H201V147H198ZM204 146L205 147L208 146V148H211L210 151L208 150L209 151L208 153L211 154V157H208L207 158L208 160L206 159V161L212 163L213 168H214L213 173H214L216 179L219 178L218 182L214 183L212 185L213 189L215 191L214 193L212 190H211L212 192L210 191V189L208 188V184H206V182L204 180L203 181L200 180L201 179L200 177H199L200 179L199 178L197 179L198 174H199V176H201L200 175L201 174L200 165H202V168L204 167L203 166L204 164L201 162L200 159L203 158V160L205 161V158L207 157V156L205 157L204 154H202L203 150L208 149V148L203 149L202 147H204ZM55 147L57 148V146H55ZM58 147L60 148V146H58ZM250 148H251V146H250ZM237 149L239 150V152H236ZM56 150L54 152H56ZM52 151H50V152H52ZM173 152H175V151H173ZM235 152L237 154L241 153V156L243 154L244 158H245V156H244L245 153H247L246 159H248V161H246V163L240 164V165L235 164V160L237 161V159H238V158L235 159L232 156V155H236ZM47 153H49V152H47ZM255 153H256V151H255ZM56 154H57V152H56ZM59 154H61V153H59ZM89 154H91V153H89ZM166 154H167V152H166ZM205 154H207V153H205ZM222 154H224V156ZM50 155H51V153H50ZM254 155H256V154H254ZM45 157H47V154ZM173 157H175V156H173ZM42 158H44V156H42ZM55 158L57 159V157H55ZM64 158H67V157L66 156L63 157L62 160ZM37 159H36V164L38 163V161H39V163H41V162L46 160V159L45 160L43 159V161L41 160V162H40V160L38 159V161H37ZM52 159H53V157H52ZM51 160H50V158H47V161H45V162H47L48 165H52L55 160L53 159V161L51 162L52 164L49 163V161H51ZM32 162L35 163V161H32ZM32 162L29 164H32ZM45 162H44V165H45ZM68 162H70V161H68ZM247 162H249L248 164H250V162H251V164L252 165L254 164L255 167H257L256 169L259 170V171L256 170L260 176L259 179L261 178L259 181V179L256 177L259 182L255 180L256 179L255 176L257 175V172L252 171V169H253L252 167L250 170V166H252V165L249 166L247 164ZM23 163L21 164L22 166H23ZM55 163H57V161ZM66 163H67V160H66ZM237 163H238V161H237ZM59 165L60 164L58 162V166ZM179 165L177 166L175 164V166H177V168L179 167ZM22 166H20L19 168L23 169L24 167H22ZM38 166H40V164ZM47 166L46 165L44 166L47 169H45L42 165L40 167H42V170L44 168L46 171V170H48ZM58 166H57V169H58ZM32 167L33 166L30 167V171L35 168V166H34V168H32ZM50 167L51 166H49V168ZM66 167H68V165H66ZM222 168L225 170L226 173H228L229 171H232L233 177L231 178V186L229 184L225 185V184L229 183L230 181L227 183L222 181V179H221L222 177L219 175L220 169H222ZM0 170H1V167H0ZM49 170H51V169H49ZM66 170H68V169L66 168ZM5 171H2L0 173H4ZM48 171L46 173H48ZM64 172H66V171H64ZM6 173H4V175ZM44 173L45 172H40V173H35V175H34L32 172L31 175L30 174L28 176L24 175L26 177H24V176L22 177L20 175L22 177V179L24 178L23 181L22 182L18 181V183H16L17 182L16 181L14 185H13L14 182L12 183L13 187L15 185H18L19 188L17 189L15 187L14 189H17V190L16 191L14 190L15 192H13L12 191L13 187L12 188L10 187L11 191L10 190L9 191H10V193L13 192V194L11 193L12 194L11 195L10 193H8L9 195H11V199L8 198V199H10L9 201H12L11 205L9 207H7L8 205L0 207V264H21V259L23 257H25L24 256L25 253L23 251V245L24 244L22 245V242L24 241V239L23 240L20 239L19 233L17 232L19 227H17V224H16L18 222L17 219H19L20 214H21L20 211H22V212L24 211V209L22 208V205H21L23 203V201L27 198L29 199V197H35L36 196V197H38L37 200L40 198H43L48 203H52V200L50 199V197H52V195L50 196L51 191L49 189V186L47 187V183H46L47 177ZM7 174L5 176H7ZM47 175H50V174H47ZM2 176H3V174H2ZM9 176H11V175H8V178L10 179ZM90 176H92V175H90ZM50 177H52V176H50ZM53 177H54V175H53ZM78 177H80V176H78ZM86 177H88V174ZM253 177H254V179H252ZM0 178H1V175H0ZM11 178H12V176H11ZM71 178H73V177H71ZM63 179L64 178L61 177V180H63ZM66 180H67V177H66ZM12 181H10V182H12ZM82 181H83V179H82ZM224 181H226V180H224ZM63 182H65V181L63 180ZM61 183H60V186H61ZM168 183H170V182H168ZM4 185L6 186V184H4ZM70 186H71V184H70ZM227 186H230V188L225 189ZM77 187H79V186H77ZM4 189L2 188V190L1 189L0 190L3 191ZM78 189H80V187ZM65 193H68V192H65ZM115 193H116V191H115ZM212 193L215 195H213ZM76 194H75V196H76ZM1 195L3 197L5 194L3 195V193H1ZM97 195H99V194H96V196ZM76 197H78V196H76ZM90 198H88V199H90ZM96 198L97 197H95V199ZM103 198L100 199L101 205H102ZM232 198H234V200H232ZM108 199H107V201H108ZM113 199H111V200H113ZM0 200L2 201V199H0ZM4 200H5V198L3 199V201ZM96 200H94V201H96ZM9 201H7V202H9ZM61 201L62 200L60 199V202ZM251 201H252V207L250 208L249 205L247 206V203L251 202ZM254 201L256 203V200H254ZM66 202L64 201L63 203H66ZM53 203H56V202H53ZM8 204H10V203H8ZM111 206L113 207L114 204L113 205L110 204L109 207H111ZM62 208H63V206H62ZM104 209H106V208H104ZM63 210L65 212L66 209L63 208ZM110 210H112V208H110ZM31 211H33V210H31ZM67 211H68V209H67ZM173 211H175L174 208H173ZM70 212H68V213H70ZM99 212H100V210H99ZM101 212H103V210ZM119 212H120V210H119ZM84 213H86V212H84ZM84 213H81V214H84ZM71 214H73V213H71ZM107 215L109 216L108 213H107ZM114 215L115 214H113V216ZM85 217H86V215H85ZM42 218L43 217H41V220H42ZM108 218L110 219V217H108ZM98 219H99V217H98ZM92 221H94V220H92ZM173 221H174V219H173ZM80 223H78V224H80ZM105 224H107V223H105ZM80 225L83 226L82 224H80ZM86 225H88V224H85V226ZM18 226H20V225H18ZM109 226L110 225H107L108 228H109ZM102 227H104V226H102ZM107 227H106V229H107ZM88 228H89V226H88ZM107 230H106V232H107ZM124 230L126 231V229H124ZM36 231H38V230H36ZM90 231H88V232H90ZM111 231L113 232V230H111ZM169 231L171 232L173 230H169ZM39 232H40V230H39ZM41 232H43V231H41ZM63 232H62V235H63ZM103 232H99V233H103ZM94 235H96V234H94ZM106 235L107 234H105V236ZM112 237H111V239H112ZM99 238L101 239V237H99ZM88 240H90V239H88ZM173 240H177V244H174L173 246L170 244L172 247L170 246L169 251H167V247L169 246V243H171L170 241H173ZM112 241H111V243H112ZM119 242H121V241H119ZM119 242H117V243L114 242V245L118 244ZM248 242L250 243V247H248ZM102 243H105V242H102ZM63 247H65V245ZM106 247H107V244H106ZM119 247L120 246L118 245V248ZM52 248H55V247L53 246ZM82 248L84 249V247H82ZM71 249L72 248H70V250ZM103 249H105V248L103 247ZM58 250H59V248H58ZM97 250H96V252H97ZM122 250H124V249H122ZM127 250H128V248H127ZM158 250H156V251H158ZM27 252H29V251H27ZM42 252H44V251H42ZM103 252H104V250H103ZM126 252H128V251H126ZM136 252L137 251H135V253ZM140 252L141 251H139L138 254L137 253L136 254L140 255L139 254ZM31 253H33V251ZM155 254L153 253V255H155ZM107 255L109 256V254H107ZM46 256H47V254H46ZM129 256H127V257L129 258ZM156 256H158V258H159V255H156ZM156 256H154V257L157 258ZM130 257H132V255ZM144 257H146V256L144 255ZM98 258H99V256H98ZM139 258H140V256H139ZM160 258L162 259L164 257H160ZM159 259H157L156 261L161 260V259L160 260ZM204 259H202V260L204 261ZM169 260L167 259L168 263H169ZM77 261L79 262V259ZM152 261H155V260H153V258H152ZM152 261L150 260L151 263H152ZM167 261H164V263ZM104 262H107V261H104ZM173 262H175V261L173 260ZM180 262H181V260H180ZM72 263H77V262L75 261ZM162 263H163V261H162ZM198 263H200V262H198ZM64 264H66V263H64ZM131 264H134V262H131ZM153 264H154V262H153ZM155 264H157V262ZM158 264H161V263H158ZM195 264H196V262H195Z\"/></svg>",
	"mask_w": 264,
	"mask_h": 264
}]
</instances>
